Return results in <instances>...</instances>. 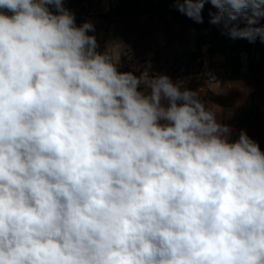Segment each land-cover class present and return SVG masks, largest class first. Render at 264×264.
Masks as SVG:
<instances>
[{"label":"clouds","instance_id":"obj_1","mask_svg":"<svg viewBox=\"0 0 264 264\" xmlns=\"http://www.w3.org/2000/svg\"><path fill=\"white\" fill-rule=\"evenodd\" d=\"M176 3L264 42V0ZM90 30L64 0H0V264H264L259 144Z\"/></svg>","mask_w":264,"mask_h":264},{"label":"rangeland","instance_id":"obj_2","mask_svg":"<svg viewBox=\"0 0 264 264\" xmlns=\"http://www.w3.org/2000/svg\"><path fill=\"white\" fill-rule=\"evenodd\" d=\"M151 1L156 3L158 0ZM65 3L75 12L76 26L92 23L94 30L88 34L96 37L97 51H106L120 72H133L138 77L166 74L174 83L182 82L187 88L198 91L206 106L212 100L225 108H233L228 103L230 97H226L228 88L235 99H240L243 89L250 88L251 94L264 85V65L259 72L249 73L247 67L250 62L244 53L241 54L242 69L236 75L231 72L230 65H225V58L219 63L218 55L210 57L207 54L209 45L202 46V57L192 55L197 52V34L208 41L222 31L217 25H213V29L201 26L193 31L171 17L138 16L106 21L100 16L109 12L108 0H65ZM210 11L215 12L216 9L205 3L202 13L206 14L208 21ZM263 55L264 42L254 48L252 62H260ZM212 84L218 85V94L210 89ZM223 85L225 90L221 91Z\"/></svg>","mask_w":264,"mask_h":264},{"label":"trees","instance_id":"obj_3","mask_svg":"<svg viewBox=\"0 0 264 264\" xmlns=\"http://www.w3.org/2000/svg\"><path fill=\"white\" fill-rule=\"evenodd\" d=\"M64 6L69 9L75 16V12L70 8L67 3ZM203 16V22L197 23L192 18L183 14L178 10L176 0H158L154 3L151 0H119L117 6L112 3L109 6V12L101 15L100 17L106 21H111L113 19H130L138 16H156L159 19L165 17H171L179 22H182L193 31H197L201 26L206 29H213V24H211L207 18L206 14L201 13ZM259 25H264V18L259 21ZM243 26V25H241ZM196 49L193 56L202 57L201 52L202 46L209 45L207 49V54L210 57L215 55H221L225 58V65L229 67L232 73L235 75L239 73L242 69L241 54L244 53L249 59V65L247 67L249 73L255 74L263 68L264 55L260 62H252V55L254 48L259 46L262 41L257 38L254 42H250L247 39H238L237 42L233 43L234 39L230 38L225 32H218L215 37L209 39L208 41L203 40V37L197 34ZM249 97L254 100L256 93H251ZM255 102L253 101L251 108L248 113L244 112L241 116V121L251 122L254 113ZM249 117V118H248Z\"/></svg>","mask_w":264,"mask_h":264},{"label":"crops","instance_id":"obj_4","mask_svg":"<svg viewBox=\"0 0 264 264\" xmlns=\"http://www.w3.org/2000/svg\"><path fill=\"white\" fill-rule=\"evenodd\" d=\"M111 3L114 6H117L119 0H108V6H110ZM134 21H136V19H134ZM132 35L133 34H131V36ZM221 61H224V57L218 55V62L220 63ZM224 88L225 85L222 86V89L220 87L221 91ZM210 89L215 94H218L217 92V90L219 89L218 85L212 84L210 86ZM249 89L250 88H247V90L243 89V93L240 99L239 98L235 99V97H233V95H231L230 93L231 89L230 90L229 88L227 89L226 97L227 98L228 96L230 97L228 98V103L231 106H233V108L232 107L225 108L224 105L219 106L218 105L219 103H215L212 100H210L208 107L216 113L218 120H220L222 123L228 124L231 128L234 129L231 135L232 140L238 139L240 130H244L249 137H251L259 144L261 151H264V85L260 86L257 89L256 97L253 100L255 102V107H254L252 121L243 122L241 121V116L244 114V112L246 113L249 112L251 105L253 103L252 99L249 98L250 95ZM205 100H208V98H205Z\"/></svg>","mask_w":264,"mask_h":264}]
</instances>
